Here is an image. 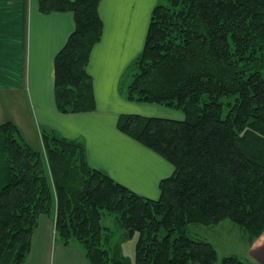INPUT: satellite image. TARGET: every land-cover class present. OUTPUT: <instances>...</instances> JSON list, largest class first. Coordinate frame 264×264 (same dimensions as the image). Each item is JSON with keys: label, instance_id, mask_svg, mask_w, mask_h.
<instances>
[{"label": "trees", "instance_id": "16d2710c", "mask_svg": "<svg viewBox=\"0 0 264 264\" xmlns=\"http://www.w3.org/2000/svg\"><path fill=\"white\" fill-rule=\"evenodd\" d=\"M101 0H38L70 11L74 29L54 58L57 109H95L87 64L101 39ZM127 99L182 111L183 119L121 115L122 132L174 167L159 197L140 195L86 161L81 142L42 133L32 147L0 123V264H23L39 217L54 214L55 238L82 246L90 264H129L105 247L100 224L116 216L138 232L136 264H212L216 251L187 228L229 220L251 243L264 231V0H167L150 12L133 59ZM223 97L227 101L222 116ZM165 233L160 236V230ZM222 264H252L236 255Z\"/></svg>", "mask_w": 264, "mask_h": 264}, {"label": "crops", "instance_id": "0c3cea01", "mask_svg": "<svg viewBox=\"0 0 264 264\" xmlns=\"http://www.w3.org/2000/svg\"><path fill=\"white\" fill-rule=\"evenodd\" d=\"M157 3L101 0L103 31L87 64L96 107L62 113L55 101L54 58L74 29L73 13H43L38 0H0V123L14 122L33 147L43 144L42 133L79 141L91 168L140 195L158 198L159 182L172 174L173 165L118 127L121 115L135 110V101L120 92L121 77L143 47L150 12ZM5 105L12 106L10 113ZM54 218V214L39 217L23 264H51L52 255L54 264H90L78 243L52 242ZM240 232L250 258L264 264V231L251 243Z\"/></svg>", "mask_w": 264, "mask_h": 264}, {"label": "rangeland", "instance_id": "374dc122", "mask_svg": "<svg viewBox=\"0 0 264 264\" xmlns=\"http://www.w3.org/2000/svg\"><path fill=\"white\" fill-rule=\"evenodd\" d=\"M166 1L167 0H159V3H165ZM132 61L133 60H131L129 67L131 66ZM129 67L125 71L124 75L121 77V82H120V92L122 93V95H125L126 98H127L126 89L128 85L127 83L130 81L132 75V71L129 70ZM227 101H233V97H223V102L225 103V105H223V111H222L223 117L226 115L228 110V107L226 105ZM134 103L135 104L133 106L135 110L131 114L134 113V114H139L141 116L143 115V116L164 117L170 119H183L184 117L182 111L172 109L164 105L147 104L140 101H135ZM5 107H6L5 109L8 110V113L12 111L11 109L12 106L8 107V105L7 106L5 105ZM178 114H182L183 117L180 118L178 116L176 117L175 115ZM78 139L82 141L84 145H86V141L82 136H79ZM42 147L43 146L40 143L38 147H34V148L40 149ZM153 152L156 153L155 151ZM100 224L104 228L103 233H105L104 235L105 247L108 248L112 254L116 253L118 255L126 257L129 260V264H136L135 253H136V241L138 238V232L135 231L131 236H125L123 234L121 227L117 222L116 216L108 212H105L101 215ZM187 231L191 237L195 239L207 241L214 247L216 251V255L214 262L212 264H222L223 257L232 254L238 256L240 259L244 261H250L253 264H257L255 262L256 259L252 257L255 260L254 261L249 256L248 246L246 242L243 240L242 232H240L239 227L229 220H224L222 222L217 223L216 225H208V226L190 224L187 228ZM164 233L165 230L161 229L159 235L162 236ZM55 239L58 240L54 236V238H52L53 243L55 242ZM51 264H54V255H52L51 258Z\"/></svg>", "mask_w": 264, "mask_h": 264}]
</instances>
